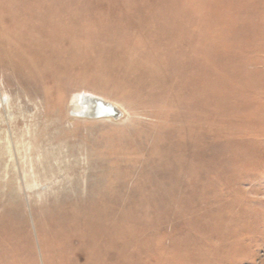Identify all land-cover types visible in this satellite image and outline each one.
Wrapping results in <instances>:
<instances>
[{"label":"rangeland","instance_id":"374dc122","mask_svg":"<svg viewBox=\"0 0 264 264\" xmlns=\"http://www.w3.org/2000/svg\"><path fill=\"white\" fill-rule=\"evenodd\" d=\"M0 34V264H264V0H0Z\"/></svg>","mask_w":264,"mask_h":264},{"label":"bare ground","instance_id":"6f19581e","mask_svg":"<svg viewBox=\"0 0 264 264\" xmlns=\"http://www.w3.org/2000/svg\"><path fill=\"white\" fill-rule=\"evenodd\" d=\"M49 16V15H48ZM47 16V19H46V22L48 21L49 23V18ZM50 26V24L48 25V27ZM47 26L44 28V25L42 26V28L40 29V32L43 31L44 29V33L47 35V29L48 28ZM50 28V27H49ZM50 34V33H49ZM1 35V34H0ZM30 38V37H28ZM36 39V38H35ZM3 40V39H1ZM0 40V42H2ZM12 40V39H11ZM26 42V41H25ZM36 42V41H35ZM34 42V43H35ZM43 42V41H42ZM26 44V43H25ZM43 44V43H42ZM12 45V44H11ZM47 45V44H46ZM2 46V45H0ZM30 46V45H29ZM8 47V46H7ZM7 47L5 49H7ZM11 47V46H9ZM8 47V49H9ZM15 47V46H14ZM34 47V46H33ZM33 47L30 49L32 52H33ZM2 48V47H1ZM12 48V47H11ZM20 48V47H19ZM14 49V48H13ZM17 49V48H15ZM5 51V50H3ZM7 51V50H6ZM9 51V50H8ZM16 51V50H15ZM14 51V52H15ZM31 51H29V53H31ZM19 51H17L18 53ZM5 53V52H4ZM15 53V54H17ZM25 53V52H24ZM21 54V53H20ZM25 55V54H24ZM21 54V56H24ZM42 55V54H40ZM39 58V60H38ZM37 59H34L35 61H40V57H38ZM110 105L111 107H113L114 109H117L119 111V117L122 116L123 114V111L120 107L114 105L113 103L107 101V100H104L102 98H99V97H96V96H91V95H87L85 93H77L74 95V97L72 98V101H71V104H70V109L76 113V114H80V115H84V116H88L90 118H93V114L98 115V114H107L108 110L110 111V109L108 108ZM104 117V116H103ZM106 117H111V116H107ZM112 118V117H111ZM84 219L87 218V216H84L83 217ZM88 220V219H87ZM85 220V221H87ZM80 221V219L78 220ZM84 221V222H85ZM76 223V222H75ZM81 224H85V223H81ZM86 225V224H85ZM77 226H71L69 228V230H71L72 228H76ZM72 234L69 235V236H66L63 237V239L65 238V240L69 243L70 246H77L79 251H81L82 249H88L89 246H86L84 244V242L88 243V244H92L93 245V242L91 241V243L87 242V241H84L83 242V238H88V237H93L95 234H96V230H94L93 228L92 229H86V227H82V228H77L76 230L74 231H71ZM94 246V245H93Z\"/></svg>","mask_w":264,"mask_h":264},{"label":"water","instance_id":"95a60500","mask_svg":"<svg viewBox=\"0 0 264 264\" xmlns=\"http://www.w3.org/2000/svg\"><path fill=\"white\" fill-rule=\"evenodd\" d=\"M108 106H109L108 108L110 109V111L108 110L107 114H98L96 116H95V114H93V116H94L93 118H101V117L106 116V115L111 116L114 119L118 118L119 117V111L117 109H114L110 105H108Z\"/></svg>","mask_w":264,"mask_h":264}]
</instances>
